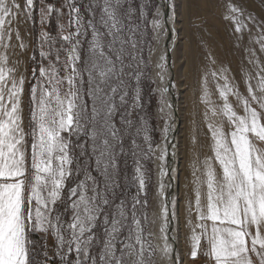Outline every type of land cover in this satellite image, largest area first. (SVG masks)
Returning <instances> with one entry per match:
<instances>
[{"label":"snow or ice","instance_id":"snow-or-ice-1","mask_svg":"<svg viewBox=\"0 0 264 264\" xmlns=\"http://www.w3.org/2000/svg\"><path fill=\"white\" fill-rule=\"evenodd\" d=\"M36 3L0 0V264H181L173 247L179 234V197L169 200L165 192V178L178 174L167 165L177 151L169 141L173 105L167 94L175 85L167 77V50L155 64L162 85L157 89L159 112L165 118L162 143L153 146L143 117L131 119L132 109L142 110L139 85L156 51L151 41L163 39L167 49V37L176 30L175 0H65L61 7L68 9V24L58 25L57 37L41 30L36 46L40 59L34 49L29 78L18 71L19 59L11 57L16 48L21 55L28 51L20 26L35 25ZM39 5L41 24L50 22L53 13L63 14L46 0ZM225 19L235 23L237 33L247 29L251 36L256 29L251 42L264 54V14L256 16L229 0ZM149 26L152 35L145 41ZM245 52L253 70L244 72L246 95L227 67L205 72L199 81L211 154L203 160L194 155L191 161L194 200L185 203L184 227L191 233L187 255L192 260L205 257L203 264H264V63L255 49ZM205 59L215 63L210 53ZM209 77L219 103L211 99ZM195 124L194 119L193 133ZM140 136L144 147L136 142ZM126 138H131L136 163V192L130 199L117 192L115 179L119 158L127 155ZM137 156L160 162L159 213L151 218ZM157 220L158 235L151 230ZM32 233L44 234L39 252ZM48 234L55 241L51 256Z\"/></svg>","mask_w":264,"mask_h":264},{"label":"rangeland","instance_id":"rangeland-1","mask_svg":"<svg viewBox=\"0 0 264 264\" xmlns=\"http://www.w3.org/2000/svg\"><path fill=\"white\" fill-rule=\"evenodd\" d=\"M22 2V0H21ZM234 4L243 6L246 12H251L256 16L264 14V0H231ZM46 3H52L56 8H60L62 15L58 17L56 13L50 16V22L41 24L39 21V0H37L36 7V22L33 26L31 22L22 24L20 26L21 36L25 37V42L28 43V51L23 55L20 54V49L16 48V55L11 57V60L15 62L19 59L20 64L18 71L24 73L29 78L31 76V70L33 68V62L30 57L33 55L35 49L36 59L39 60V48H37L38 37L41 30L48 32L51 36L57 37L59 33L58 25L68 24V9L67 7H61L65 4V0H46ZM79 4V0H77ZM87 3V0H84ZM176 3V24L175 34L177 37V43L173 49L171 57V65L173 70L172 83L173 95L175 102L177 103V111L180 117V124L178 128V177H179V234L178 249L181 259V264H203L206 259L203 256H199L196 260H192L188 255L191 243L189 237L191 233L184 227L185 216V203L188 198L194 200L193 184H192V169L191 161L194 155H198L199 160H203L204 157L210 155L209 144L210 134L205 128V123L201 116V113L205 110V105L200 101L199 81L203 73L210 70L216 71L221 67H227L230 69V77H234V83L237 85L238 90L246 95V87L244 83V72H252L251 66L246 59V48H253L257 51V55L260 57L261 63H264V54L259 52V44L251 42L257 38L256 29H252L250 36L247 29L241 33L235 32V23L225 19L227 15V5L229 0H175ZM81 14L88 18L87 13L81 8ZM151 19V17H149ZM251 27V25H249ZM73 28H66L63 34H67L68 31H74ZM150 26L146 30L143 39L149 41L151 38ZM242 37L241 40H237V37ZM138 40L139 36L136 37ZM91 39V36L87 37ZM13 43H16L15 39ZM154 41H151V47L153 48ZM85 47L87 45L85 44ZM143 55L147 57L148 44L143 45ZM45 50H47L45 48ZM211 54L215 63H210L205 59L206 54ZM173 60V61H172ZM127 62V61H126ZM47 64V61L44 62ZM9 66H12L10 64ZM151 67L145 70V75L141 78V109H132L131 119L134 122H138L140 117H143L147 123L149 135L151 136L153 146L159 143L162 137V129L164 126L165 118L159 115L160 103L158 95L153 90L154 83L151 79ZM210 89L213 90L211 99L219 103L218 93L215 92L211 78ZM255 81H253L254 83ZM222 83V82H221ZM27 86V85H26ZM136 86L135 80L132 81V89ZM134 91H129L128 104L132 103V97ZM24 116L27 118V94L24 97ZM230 102L236 107V101L234 97H229ZM238 112H242V109L237 108ZM195 119V133H193ZM135 131V128L132 129ZM193 135H195V142H193ZM136 142L141 147H144L142 136L136 137ZM131 138L125 139V152L127 155H121L119 158V174L115 177L119 183L120 188L117 192H125L130 199L136 192V182L133 180L135 176L136 163L131 155ZM140 163L143 165V171L146 177V192L148 207L146 209L148 216L152 205V198L154 192V169L153 160H144L137 156ZM75 167V165H73ZM93 176H96V172H92ZM79 179H83L81 174ZM69 186H72L71 183ZM124 197H121L123 199ZM119 203V200L116 201ZM195 214H193V222L195 223ZM198 231V230H197ZM40 236V250H42L45 240L43 239V233H36ZM49 255H52V249L54 246V238L51 234H48L47 241ZM202 248L206 247L207 242L202 239ZM98 251V249H97ZM74 259L75 257H71ZM40 259L42 257L40 256ZM39 259V260H40Z\"/></svg>","mask_w":264,"mask_h":264},{"label":"bare ground","instance_id":"bare-ground-1","mask_svg":"<svg viewBox=\"0 0 264 264\" xmlns=\"http://www.w3.org/2000/svg\"><path fill=\"white\" fill-rule=\"evenodd\" d=\"M176 43H177V37H176L175 32H170L168 37H167V45H168L167 49L165 48V40L162 39L159 44H157L154 41L153 48L156 49V51L154 52V54L152 56L151 79H152V81H154L153 82L154 83L153 90H155V92L157 93L159 100H160V97H159V93H158L157 89L162 87V85H161L159 79L157 78L156 73L159 70L155 67V64L158 61V57L161 54V52L166 51V50L168 51L167 60L168 59L171 60L173 49H174ZM167 77L172 81L173 70H172V65H170L169 63L167 64ZM167 96H168L169 101L173 105V108H172V111H171V114H172V125L173 126H172V132L169 134V141L172 142L176 146V149H177L176 155L175 156H170L167 159V165L170 168L178 169V166H177L178 145H177V143H178V128H179V124H180V117H179V114H178V111H177V103L175 102V98H174V95H173V87L170 89V91L168 92ZM159 115L161 116L160 112H159ZM160 143H162V137H161V140L159 141L158 144H160ZM169 152H172V148L171 147L169 148ZM159 163L160 162L158 160L157 161H153L154 192H153V198H152V205H151V208H150V211H149V218L152 217V214L154 212L157 213V215L159 213V209L156 207V201H157L156 192H157V188H158V168H157V165ZM171 175L175 176V179L169 180L167 177L165 178V184H166L165 192H166L167 197H168L169 200L179 196V187H180L178 174L177 173H172ZM169 183L171 184L170 188L167 187V185ZM158 229H159V221L157 220V223L155 225L151 226V230L153 232H156L157 235H158ZM173 234H175V233H170V237ZM154 242L160 243L161 241H154ZM168 242L170 244H172L171 238L169 239ZM173 247L177 251V249H178V238H177V236H176V243L173 244Z\"/></svg>","mask_w":264,"mask_h":264},{"label":"trees","instance_id":"trees-1","mask_svg":"<svg viewBox=\"0 0 264 264\" xmlns=\"http://www.w3.org/2000/svg\"><path fill=\"white\" fill-rule=\"evenodd\" d=\"M30 239L34 242V245H33L34 250L37 251V252L41 251L40 250V246H41L40 245V236L38 234H36V233H32L30 235ZM36 259L39 261L40 256L38 255L36 257Z\"/></svg>","mask_w":264,"mask_h":264},{"label":"water","instance_id":"water-1","mask_svg":"<svg viewBox=\"0 0 264 264\" xmlns=\"http://www.w3.org/2000/svg\"><path fill=\"white\" fill-rule=\"evenodd\" d=\"M168 63L171 65V60H170V59L167 60V64H168Z\"/></svg>","mask_w":264,"mask_h":264}]
</instances>
